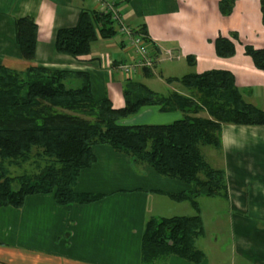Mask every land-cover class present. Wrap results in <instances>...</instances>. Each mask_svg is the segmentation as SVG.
Returning <instances> with one entry per match:
<instances>
[{"label":"crops","instance_id":"0c3cea01","mask_svg":"<svg viewBox=\"0 0 264 264\" xmlns=\"http://www.w3.org/2000/svg\"><path fill=\"white\" fill-rule=\"evenodd\" d=\"M114 1L126 25L144 27L148 51L156 58L153 68L136 74L135 81L158 95H188L189 90L166 79L211 69L229 71L242 99L264 110V71L254 68L243 54L244 45L264 48L260 0H236L225 17L218 12V0ZM96 9L93 0H0V65L18 72L42 67L86 73L93 98L106 96L112 108H121L126 77L117 65L129 61L132 51L119 43L117 34L98 38L88 54L77 58L54 51L56 30L74 26L79 11ZM20 17L31 18L37 26L31 61L21 58L14 41L13 22ZM230 33L238 37L234 55L216 57L213 40ZM165 51L172 57L166 58ZM188 57L194 59L191 64ZM174 62L179 65L170 67ZM163 115L156 107H143L120 123L157 125L171 120ZM217 153L218 164L211 167L223 171L226 197H199L197 205L203 201L204 211L211 210L208 222L211 215L217 216L211 200H222L218 217L228 226L229 257L236 264H264V125L223 124ZM92 154L95 162L79 172L74 191L101 195L99 200L65 208L54 202L52 194H38L26 196L18 209L0 208V264H143L140 242L147 218L199 214L187 202L166 196L186 191L187 185L159 177L145 166H133L126 155L107 146H93ZM206 259L204 255L198 264H210ZM149 264L194 263L168 256Z\"/></svg>","mask_w":264,"mask_h":264},{"label":"trees","instance_id":"16d2710c","mask_svg":"<svg viewBox=\"0 0 264 264\" xmlns=\"http://www.w3.org/2000/svg\"><path fill=\"white\" fill-rule=\"evenodd\" d=\"M235 2L218 0L219 14L230 15ZM260 10L264 22V0H260ZM13 25L20 56L31 61L37 26L29 17L15 18ZM137 28L146 37L144 27ZM115 35L107 13L81 10L74 26L56 30L54 51L77 58L88 54L98 38ZM237 40L235 33L216 37L212 42L216 57H232ZM243 54L254 68L264 71V48L244 45ZM193 60L186 59L189 64ZM146 71L150 70H142ZM166 81L179 83L191 95H158L126 78L121 90L123 106L114 109L106 96L93 98L86 73L42 67L18 72L0 65V208L18 209L26 196L38 194H52L54 202L65 208L99 200L101 195L74 191L79 172L95 162L92 147L96 145L126 155L133 166H145L159 177L187 185L186 191L166 194L173 202H187L197 211L199 197L225 198L224 173L209 166L200 148L220 149L223 124L264 125V110L242 99L229 71L211 69ZM143 107H156L161 113L178 111L181 118L164 125L120 123ZM202 112L206 117L198 116ZM29 162L35 173L8 172L9 165L20 167ZM201 230L198 215L147 218L141 234V262L176 256L198 264L204 258L195 247Z\"/></svg>","mask_w":264,"mask_h":264},{"label":"rangeland","instance_id":"374dc122","mask_svg":"<svg viewBox=\"0 0 264 264\" xmlns=\"http://www.w3.org/2000/svg\"><path fill=\"white\" fill-rule=\"evenodd\" d=\"M236 34V33H235ZM237 36V34H236ZM238 38V37H237ZM170 67H176L178 66V62H174L172 64H169ZM180 72V71H179ZM134 79H137L134 77ZM191 95V93H188V95ZM174 115H178L177 118H181V114L178 112H172V113H166V115H163L161 117L163 118H171L170 121H167V123H159L157 121V125H164L169 124L173 121H175L172 117ZM198 116L200 117H206L205 113H199ZM178 120V119H176ZM156 122V121H154ZM146 124L142 121L136 122L134 125H141ZM126 125V124H124ZM200 152L203 155L205 161L209 164V166H212L216 168L218 164V153L216 150H214L211 147H201ZM41 165V163H40ZM8 172L11 175H18L23 172L26 173H35L37 170L33 166V164L25 163L20 167H14L12 165L7 166ZM211 205L213 206V212L217 213V216L215 217V214L213 216L211 215V219L207 222L206 221V214L211 210H205L203 209V201L198 202L197 211H199V217L202 222V230L201 234L198 236L195 242V246L197 248H201V250L204 252V255L207 257L206 260L210 262V264H236L234 260H232L231 257H229L230 254H228V249L225 246L228 236L226 235L228 226L225 224V221H221L218 216H220L219 213L223 211L224 204L222 200H211ZM189 209V208H187ZM193 213V212H192ZM184 216H189L188 214ZM154 217V216H152ZM166 218V217H165ZM206 222V224H205ZM222 222V223H221ZM203 236V237H202ZM224 248V249H223ZM223 250V251H222ZM202 252V253H203Z\"/></svg>","mask_w":264,"mask_h":264},{"label":"built area","instance_id":"2783aa9c","mask_svg":"<svg viewBox=\"0 0 264 264\" xmlns=\"http://www.w3.org/2000/svg\"><path fill=\"white\" fill-rule=\"evenodd\" d=\"M93 1L97 5L96 10L109 15L119 43H122L132 51L131 59L117 65V69L129 79H133L143 69L151 70L156 62V58L148 51L149 41L147 37L139 32V28L129 27L122 21L114 1ZM164 55L166 58L172 57L169 51H165Z\"/></svg>","mask_w":264,"mask_h":264}]
</instances>
